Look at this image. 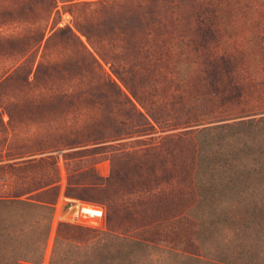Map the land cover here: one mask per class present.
<instances>
[{
    "label": "trees",
    "instance_id": "16d2710c",
    "mask_svg": "<svg viewBox=\"0 0 264 264\" xmlns=\"http://www.w3.org/2000/svg\"><path fill=\"white\" fill-rule=\"evenodd\" d=\"M64 12L70 19L61 23ZM259 112L264 0H0V168L8 179L0 178V202L37 208L45 232L59 192L58 152L65 194L77 196L113 181L93 173L106 153L91 156L90 145L143 135L151 149L186 133L157 131ZM102 203L111 228L118 210ZM82 231L94 235L85 258ZM103 234L59 223L49 264H108ZM23 261L39 264L33 255Z\"/></svg>",
    "mask_w": 264,
    "mask_h": 264
},
{
    "label": "rangeland",
    "instance_id": "374dc122",
    "mask_svg": "<svg viewBox=\"0 0 264 264\" xmlns=\"http://www.w3.org/2000/svg\"><path fill=\"white\" fill-rule=\"evenodd\" d=\"M69 19L64 12L61 23ZM261 116L249 128H218L222 122ZM1 117L8 119L4 112ZM235 119L157 131L152 136L186 133L151 149L143 135L90 145L98 148L91 156L119 154L94 165L93 173L113 181L65 195L104 209L107 199L118 218L111 228L106 219L96 226L62 223L104 231L106 244L99 250L108 264H264V112ZM171 148L175 156L169 159ZM57 156L66 182L62 153ZM6 177L0 168V178ZM1 185L7 189V183ZM50 223L51 217L45 232L37 208L0 202V264H23L32 255L39 264H49L59 225ZM81 233L79 256L85 258L92 254L94 235Z\"/></svg>",
    "mask_w": 264,
    "mask_h": 264
},
{
    "label": "built area",
    "instance_id": "2783aa9c",
    "mask_svg": "<svg viewBox=\"0 0 264 264\" xmlns=\"http://www.w3.org/2000/svg\"><path fill=\"white\" fill-rule=\"evenodd\" d=\"M65 175L61 170L59 180V192L53 206L51 217V227L61 222L77 223L82 225L96 226L103 223L105 219V209L102 205L69 198L65 195Z\"/></svg>",
    "mask_w": 264,
    "mask_h": 264
}]
</instances>
